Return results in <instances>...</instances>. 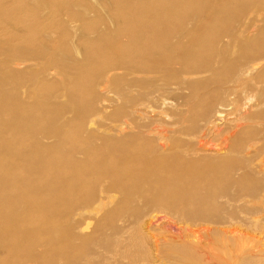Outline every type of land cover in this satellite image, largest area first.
I'll return each instance as SVG.
<instances>
[{
	"label": "bare ground",
	"instance_id": "bare-ground-1",
	"mask_svg": "<svg viewBox=\"0 0 264 264\" xmlns=\"http://www.w3.org/2000/svg\"><path fill=\"white\" fill-rule=\"evenodd\" d=\"M108 1L77 113L0 97V264H264V0Z\"/></svg>",
	"mask_w": 264,
	"mask_h": 264
},
{
	"label": "rangeland",
	"instance_id": "rangeland-1",
	"mask_svg": "<svg viewBox=\"0 0 264 264\" xmlns=\"http://www.w3.org/2000/svg\"><path fill=\"white\" fill-rule=\"evenodd\" d=\"M106 1L109 2L0 0V62L23 58L26 61L31 59L29 63L32 65L30 68L27 63V69L19 72L16 77L0 73V80L8 79L4 85H0V97H5L7 104L22 100L36 105L39 104L37 102L41 104L50 100V105L65 117L77 113L88 99V93L82 87L86 73H89L92 65L85 56L91 48L90 40H85L81 32L89 28L99 29L102 24L108 22L106 11L109 5ZM45 70L55 71L59 76L56 79H48L44 75ZM51 96L52 98H49ZM106 116L104 114L98 117L97 121L100 124L107 122ZM152 234L158 240L166 235L162 228L154 229ZM252 235L255 237L253 245H264V235H259L258 232Z\"/></svg>",
	"mask_w": 264,
	"mask_h": 264
}]
</instances>
